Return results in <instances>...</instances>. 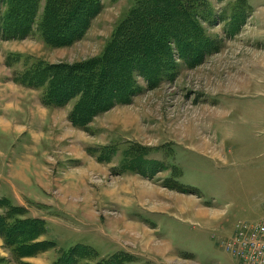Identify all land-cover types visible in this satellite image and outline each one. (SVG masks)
<instances>
[{"label": "rangeland", "instance_id": "1", "mask_svg": "<svg viewBox=\"0 0 264 264\" xmlns=\"http://www.w3.org/2000/svg\"><path fill=\"white\" fill-rule=\"evenodd\" d=\"M150 1L97 0L76 17L87 20L77 37L61 43L73 29L60 31L55 46L42 33L47 0L32 35L0 32V130L9 118L20 135L9 167L0 163V222L10 205L23 209L18 222L44 224L32 241L42 247L24 254L0 232V264H215L208 244L244 264L228 249L250 236L240 222L264 217V0ZM143 7L135 32L155 37L167 19L186 35L187 18L205 45L166 35L158 62L138 69L129 59L152 53V38L132 46L120 31ZM105 62L129 92L103 86L95 104L97 85L84 78L95 68L101 80Z\"/></svg>", "mask_w": 264, "mask_h": 264}, {"label": "trees", "instance_id": "2", "mask_svg": "<svg viewBox=\"0 0 264 264\" xmlns=\"http://www.w3.org/2000/svg\"><path fill=\"white\" fill-rule=\"evenodd\" d=\"M37 1L38 0H0V32H1L2 38L19 39L25 33L28 34V36L33 34V30H34L33 29V27H34L33 23H34V19H35V15H36ZM87 1H88V3H85V0H75V2L72 5H68L69 0H47L46 8L44 9L45 10L44 17H43L45 21L44 20L42 21L43 25L41 26L43 37H44L45 41L47 42V44L55 46V42L52 41L51 36H56L60 31H63V30L66 32H68L70 30V32H71L72 31L71 29H73V33H67V35L61 33V36H60V40H61L60 42L61 43H64V42L67 43V42H69V40H72V39H74V37H77V35L80 33V30L75 29L74 28L75 25L78 23H82V24L86 25L87 20L85 23H83L84 20L83 21H81V19L76 20V17L84 18L85 14L89 15V12H90L92 6H98V4L96 2L97 0H87ZM157 1L158 0H151L150 2L156 3ZM178 1L180 2V0H176V3ZM167 2L172 3V0H166V3ZM157 3H159V2H157ZM3 6L9 7L6 14H3L2 10H1L3 8ZM27 7H28L29 14L26 12ZM145 9L143 7V9L140 8V10L137 12L134 11L131 14V16H129V19L127 21L128 23L126 22L124 25V28L121 29V31H120L123 35H125V33H127L128 31H130L128 33V35H130L129 41H130V44L132 46L137 42L139 43V40L144 38L143 37L144 35L148 36L150 39L152 38L151 39L152 44H153V47L151 48L152 53H148V51H146V54L143 52L141 54L138 53L137 56H135V54H133L132 58L129 59V61L132 62L134 65L138 64V66H139V67H137L138 69L139 68L141 69L142 66L146 67L147 63L149 62L147 60H153L154 57L155 58L158 57L157 56L158 54L160 56V55H163L167 51V45H166L167 42L165 43V36L166 35L171 37V38L175 37V43L177 44V46H182V45H186V44L187 45L195 44L199 47L200 45L201 46L205 45V43H203V40L195 34L197 31L196 25L191 21V19H187V18H186V20L188 21L187 24L189 26L188 27L189 33H187L186 35H182L183 33H181V31L178 32V30L174 26V23L169 22L167 19L163 20L165 23L164 24L165 30L162 31L160 34L155 35V37L152 36L153 34L148 35V34L144 33L143 32L144 30H142V31L138 30L135 32V30H132L133 28H130L128 25L130 22L136 23L137 21H141V19L144 16H146V13H148L147 10H145ZM157 13L158 12H153L152 14L154 15ZM7 14H8L7 21L4 22V17ZM179 14H181V13H179ZM59 16L61 17V19L58 21L57 18ZM189 18H191V16ZM161 19H163V18H161ZM159 21H161V20H159ZM163 21H161L160 23H162ZM157 42H161V44H158ZM148 44H149V42H148ZM193 47L191 46L190 48H193ZM129 52H130V50H129ZM122 55L127 56L124 54H122ZM159 61H160V59H159ZM154 62H158L157 59H154ZM98 65H101V64H98ZM94 69L95 68H93V70L90 71L91 72L90 75H93L94 78L90 75L86 76V77L81 76V77H85L84 78L85 81L86 80L88 81V79H89L90 81H93L94 85H97L98 89L96 90L95 93H93V95L96 94L98 92V90H102L103 86L107 87L108 85L111 87V93L116 91L115 94H117V93H120L123 89H125V91H124L125 95L129 92V87L127 86V84H125L123 81L114 79L111 76L112 74L110 72L109 73L107 72L108 62H105V64L101 68V70H99L98 74L99 75L101 74V76H102L101 80H99L98 78L95 79ZM146 71L148 72V69ZM39 82L42 86L43 83L40 80H39ZM40 84H36V85L33 84L32 85V83L30 82L28 85L36 88ZM116 88H118L117 89L118 91L114 90ZM51 95L47 94L48 99L46 98V101L44 100L45 103L50 102L48 100L52 98ZM93 95H90V99L95 100L96 101V102H94L95 104L99 103V101H102L101 98L98 99L97 96H95V95H94L95 97L93 98ZM105 97L109 98V99L112 98L110 95H105ZM83 99H82V101L84 102L86 97L84 98V96H83ZM90 99L87 100V102L91 101ZM4 204L9 205V203L6 200H5ZM9 207H10L11 213H9L7 215V217H6L7 219L5 220V223L3 224L4 226L0 222V224H1L0 225V232H2L4 234L5 238L7 239V242L8 243L10 242L11 245L15 246L18 249V252H20V253L22 252V254H24L27 251H34L36 249H39L40 246L42 247L43 244L38 246L37 244H33L32 241L36 237L39 236V234L41 233V229L43 230L44 224L42 222H40L39 220H30V219L23 220L22 222H18L21 220L14 219V216L17 214L21 215L20 211L23 209H21L20 207H16V206L14 207V206H10V205H9ZM12 218L14 220H12V222H11ZM26 225L31 227V228H29L28 232L23 233L22 229L25 228L23 226H26ZM35 225H37V226H35ZM32 227H36V229H34Z\"/></svg>", "mask_w": 264, "mask_h": 264}, {"label": "crops", "instance_id": "3", "mask_svg": "<svg viewBox=\"0 0 264 264\" xmlns=\"http://www.w3.org/2000/svg\"><path fill=\"white\" fill-rule=\"evenodd\" d=\"M7 120L9 122V125H8L9 128L7 127V130H5V131H1L0 130V163L3 166L4 164L2 162H4L9 167V165H10L9 161L12 162L10 156H13V153H15V151L17 149V148H13L12 145L14 143H15L14 145H16L17 140L15 138H17L20 135L15 130H13V121L12 120L10 121L9 118H7ZM10 124H11L12 128H10L11 127ZM19 126L22 127V125H20V124H19ZM19 131H21V130H19ZM16 133L18 134L17 137H16ZM13 139H15V140L13 141ZM8 167L5 168L7 171L10 170ZM8 175H9V173H7L6 176H8ZM30 180H31V177H30ZM7 182L11 185V186H9V188L10 187H13V191L11 190V192H14V195L17 196V197H19V194L17 193L18 190L15 188V186L13 185V183L11 181H9V180ZM22 183L23 184L26 183L24 179L22 180ZM5 195L7 197H4V198H7V199L11 200L12 202H14L13 201V199H14L13 196H10L9 194L7 195L6 193H4V196ZM204 214L206 215V213H203V216L201 214H198V216H201V217L204 218V216H205ZM129 226H130V224L127 226V229H126L127 231L130 229ZM164 244L168 245L167 243H164ZM159 245H161V244H159V243L155 244V248L157 250H159V251H161L164 248L168 247V246H166V247L165 246L159 247ZM212 245L208 244L207 246H204V248L213 250L212 257H206L204 259L211 260V261L214 260L215 261V264H237V261H235L234 259L230 258V256L227 255L226 253H224V252L221 253L222 251L220 252V250L218 248H216L214 245L213 246ZM193 251H195V250H193ZM164 253H166V252L164 251ZM184 253H188V250L185 248V246H181L179 249H177V254L178 255H182ZM191 255H195V254H191Z\"/></svg>", "mask_w": 264, "mask_h": 264}, {"label": "built area", "instance_id": "4", "mask_svg": "<svg viewBox=\"0 0 264 264\" xmlns=\"http://www.w3.org/2000/svg\"><path fill=\"white\" fill-rule=\"evenodd\" d=\"M260 224L258 227L257 225ZM238 226L251 227L247 240L242 245L235 242L228 249L233 255L242 257L244 264H264V217L258 221H242ZM242 234V233H241Z\"/></svg>", "mask_w": 264, "mask_h": 264}, {"label": "bare ground", "instance_id": "5", "mask_svg": "<svg viewBox=\"0 0 264 264\" xmlns=\"http://www.w3.org/2000/svg\"><path fill=\"white\" fill-rule=\"evenodd\" d=\"M233 124H234V123H233ZM204 211H205V210H204ZM204 211H200L199 214L203 215V213H205ZM206 211H207V210H206ZM208 212H209V211H208ZM197 215H198V214H197ZM204 215H205V214H204ZM127 226H128V225H127ZM130 226H131V225H130ZM130 226H129V228L132 227V226H131V227H130ZM161 246H165V247H166L167 245H166V244H165V245H163V244L159 245V247H161ZM162 249H163V248H162ZM163 251H164V249H163ZM167 251H168V249H167V247H166L165 252H167Z\"/></svg>", "mask_w": 264, "mask_h": 264}]
</instances>
